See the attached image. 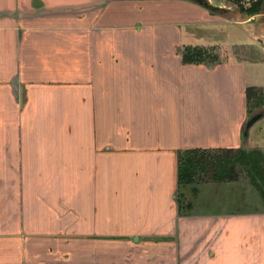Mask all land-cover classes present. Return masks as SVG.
<instances>
[{
    "label": "crops",
    "instance_id": "1",
    "mask_svg": "<svg viewBox=\"0 0 264 264\" xmlns=\"http://www.w3.org/2000/svg\"><path fill=\"white\" fill-rule=\"evenodd\" d=\"M235 28L185 0H0V264H99L131 244L264 264V213L177 206L179 153L264 155L258 121L243 136L264 56L234 54ZM189 47L217 62L183 63Z\"/></svg>",
    "mask_w": 264,
    "mask_h": 264
},
{
    "label": "rangeland",
    "instance_id": "2",
    "mask_svg": "<svg viewBox=\"0 0 264 264\" xmlns=\"http://www.w3.org/2000/svg\"><path fill=\"white\" fill-rule=\"evenodd\" d=\"M250 1L251 0H242L241 2L245 7H248ZM208 2L212 6H220L224 9H229L226 13H222L219 15L224 16L225 18L230 20V22L236 27V31L238 30L237 33L240 34L239 28H243V33L245 35L244 37H248L247 40L236 41L237 44L244 42L247 43L248 46H238L236 49H234L233 47L231 50L235 52L234 54H238L239 57H247L254 62H256L260 54L263 53L264 56V50L260 42H257L256 40H250L249 38L251 36L261 39L263 41L264 47V14L259 13L254 15V17L248 18V20H251L252 18L254 20H252L251 22L248 21L250 23L244 25V21L247 19H245L244 14L238 11L237 6H235L233 2H229L226 0H208ZM206 30L209 31L213 29L210 28ZM231 30H233V28ZM208 31H205V33ZM193 32H195L194 36H197L198 32L194 30ZM208 34L213 36L212 31H209ZM226 35L230 36L231 34L228 33ZM206 49L211 50L213 52V55H215V57H218V54L213 48ZM255 69L258 74L260 73L263 75L264 68H259L258 66H256ZM251 97V100L248 102L250 110L248 112L246 122L253 116L257 115V113L263 114V117L258 120L254 132L256 133L255 135L257 141L264 143V91H257ZM259 101H262V103L260 102V104H258ZM236 172L238 179L235 182H225L223 184H217L212 181H205V183L203 182L200 185H195V188L198 191L196 195L197 197L195 199L191 197L190 186L185 189L184 195L186 198H188V200H192L195 206L199 207L197 208L199 209V212H220L221 210L216 205L218 201H223L224 210L234 214L260 212L264 213V205L262 204L260 195H258L253 188L249 177H247L241 166L236 168ZM210 202L211 204H209ZM161 247V244H138L135 246L131 244L128 246H119L117 248H114V250L109 249L110 251L106 249V257L109 258V260H106L105 262H101L99 264H169L168 260H165V253L167 251H165V249H161ZM94 259H91V261ZM69 264H77V262H73L69 258ZM90 264L98 263L95 262Z\"/></svg>",
    "mask_w": 264,
    "mask_h": 264
},
{
    "label": "trees",
    "instance_id": "3",
    "mask_svg": "<svg viewBox=\"0 0 264 264\" xmlns=\"http://www.w3.org/2000/svg\"><path fill=\"white\" fill-rule=\"evenodd\" d=\"M233 2L238 11L248 17L262 13L264 14V0H251L248 7L242 4V0H226ZM217 56L206 48H185L183 50L182 62L186 64H213L217 62ZM209 61V62H206ZM257 91L248 88L246 99L249 102L251 96ZM262 103L259 101L258 104ZM250 110V108H249ZM177 206L178 210L186 216L193 201L185 197L184 191L191 187V197L195 199L197 189L195 185H200L205 181H212L217 184L237 181L236 168L244 170L250 182L260 195L264 205V157L261 152L240 150H222L218 152L186 150L179 153L177 157Z\"/></svg>",
    "mask_w": 264,
    "mask_h": 264
},
{
    "label": "water",
    "instance_id": "4",
    "mask_svg": "<svg viewBox=\"0 0 264 264\" xmlns=\"http://www.w3.org/2000/svg\"><path fill=\"white\" fill-rule=\"evenodd\" d=\"M187 2H190L194 5H197L198 7H202L205 10H207L208 12L214 13V14H222V13H226L227 10L224 8H220V7H215L212 6L208 0H185ZM264 50V47H263ZM263 117L262 113H257V115L253 116L252 118H250L247 122H246V126L244 128V132H243V136H246L248 130L254 125L256 124V122L261 119Z\"/></svg>",
    "mask_w": 264,
    "mask_h": 264
}]
</instances>
